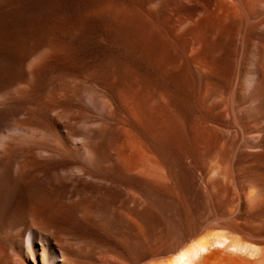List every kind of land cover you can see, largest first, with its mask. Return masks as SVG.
<instances>
[{"label": "rangeland", "instance_id": "374dc122", "mask_svg": "<svg viewBox=\"0 0 264 264\" xmlns=\"http://www.w3.org/2000/svg\"><path fill=\"white\" fill-rule=\"evenodd\" d=\"M25 2L43 11V19L36 23L38 31L20 38L19 43L13 42L19 37L9 18L0 22L6 45L11 39L18 47L12 57L6 55V45L0 46V54L9 57L8 66H19L29 50L33 54L24 64L36 58L41 40L51 38L61 50L45 63L44 70L28 73L30 91L17 76L19 68L10 70L6 61L4 66L0 61V183L63 186L65 190L57 196L66 203L85 201L88 208L100 196L91 186L130 182L132 176L116 165L117 159L147 155L157 107H170L174 118L186 122L198 107L197 92L207 88L211 92L208 101L204 99L207 104L220 102L229 110L236 103L241 109L249 107L244 83L252 76L256 61L264 62V0ZM120 127L125 129L123 134ZM225 132L223 140L231 141V129ZM217 152L227 157L219 148ZM228 170L229 181L222 179L224 171L218 169L214 176L221 183H195L201 199L192 196L189 214L175 215V233L165 254L173 253L207 223L235 215L239 186L233 181L232 167ZM137 185L143 199L153 200L146 183ZM92 210L99 214L98 209ZM189 218L197 221L188 232L185 223ZM106 222L108 230L100 234L78 239L59 235L61 244L38 232L36 255L25 248L24 257L34 264L44 251L40 242L48 239L55 253L64 252L87 263V256L70 254L64 244L75 248L83 242L93 247L100 240L113 243L114 227L112 221ZM24 228L22 240L28 244L31 229ZM57 257L56 264H63Z\"/></svg>", "mask_w": 264, "mask_h": 264}, {"label": "bare ground", "instance_id": "6f19581e", "mask_svg": "<svg viewBox=\"0 0 264 264\" xmlns=\"http://www.w3.org/2000/svg\"><path fill=\"white\" fill-rule=\"evenodd\" d=\"M14 1L0 0V22L4 17L9 18L10 25L15 26L11 29L19 37L13 42L19 43L23 37L38 31L36 23L42 22L38 20L43 19V11L25 0ZM6 40L0 36V46L6 45ZM41 41L38 44L41 52L27 65L24 61L33 54V50L23 52L19 66H8L7 56L13 57L18 48L11 39L6 45L7 56L0 54L2 65L6 61L8 69L19 68L17 76L28 91V73L44 70L45 63L61 50L59 43L51 38ZM244 84L243 92L249 99V107L245 109L239 108L236 102L231 110L220 102L207 104L204 99L207 97L208 101L211 94L208 88L203 93L197 92L200 96L198 107L190 111L191 119L186 122L174 118L170 107H157L152 134L147 140L151 146L147 147L145 143L147 155L117 159L116 165L132 176L130 182L91 186L90 189L100 196L88 208L84 207L85 201L69 200L66 203L57 196V192L65 190L63 186L0 183V264H28L23 251L27 248L30 254L36 255L38 232L48 234L61 244L59 235L78 239L100 234L107 229L106 221H112L114 227L110 235L113 243L100 240V245L93 247L83 242L75 248L72 244H64V249L70 254L87 256V263L64 252L55 253L51 241L47 239L44 242L40 240L44 251L34 264H56L58 254L63 264H264L263 59L256 61L252 76ZM40 95L37 92V99ZM230 129L231 141L225 142V130L229 133ZM119 132L123 134L125 129L120 127ZM217 148L227 157L223 155L222 158ZM230 165L233 181L239 186L235 215L222 222L207 223L173 253L165 254L174 232L175 215L177 212L185 216L189 214L188 202L192 196L201 199L195 183H221L218 180L220 177L217 179V174L214 176L218 169L224 171L222 179L229 181ZM194 174L198 177L197 181ZM138 183H146L150 187L153 200L141 197ZM92 209H98L99 214ZM260 218L263 222L259 224ZM195 221L194 218L187 219L185 230L192 231ZM25 226L31 229L28 244L22 240ZM59 247L63 249V246ZM233 248L237 250L232 251Z\"/></svg>", "mask_w": 264, "mask_h": 264}, {"label": "snow or ice", "instance_id": "6c2138e0", "mask_svg": "<svg viewBox=\"0 0 264 264\" xmlns=\"http://www.w3.org/2000/svg\"><path fill=\"white\" fill-rule=\"evenodd\" d=\"M220 246L222 247L223 245H220ZM253 247H254V246H253ZM236 250H237V249H235V248L232 249V251H236Z\"/></svg>", "mask_w": 264, "mask_h": 264}]
</instances>
